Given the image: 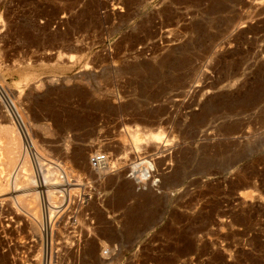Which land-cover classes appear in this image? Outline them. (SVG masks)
I'll return each instance as SVG.
<instances>
[{
    "label": "rangeland",
    "instance_id": "rangeland-1",
    "mask_svg": "<svg viewBox=\"0 0 264 264\" xmlns=\"http://www.w3.org/2000/svg\"><path fill=\"white\" fill-rule=\"evenodd\" d=\"M41 191L50 264H264V0H0V264H46Z\"/></svg>",
    "mask_w": 264,
    "mask_h": 264
},
{
    "label": "bare ground",
    "instance_id": "bare-ground-1",
    "mask_svg": "<svg viewBox=\"0 0 264 264\" xmlns=\"http://www.w3.org/2000/svg\"><path fill=\"white\" fill-rule=\"evenodd\" d=\"M3 88V87H2ZM3 91V90H2ZM11 92V91H10ZM6 94V93H5ZM7 95H8V93H7ZM12 95V94H11ZM12 101V100H11ZM10 105V108H11V110L13 111V113H14V115H15V117H20V115H19V113H18V111L15 109V107H14V105H13V103H10L9 104ZM18 119V121H19V118H17ZM20 120H21V117H20ZM22 121V120H21ZM24 123V122H23ZM23 123L22 122H20V125L23 127ZM24 130H25V127H24ZM135 134V133H134ZM27 137H28V135H27ZM134 137V136H133ZM152 138V137H151ZM153 139V138H152ZM141 140V139H140ZM139 140V141H140ZM29 141V140H28ZM158 141V140H157ZM32 142V141H31ZM155 143V142H154ZM141 144H142V142H141ZM156 144V143H155ZM159 144V143H158ZM33 145L35 146V144L33 143ZM32 145V146H33ZM14 146V145H13ZM16 146V145H15ZM156 146V145H155ZM31 147V146H30ZM24 148V147H23ZM34 148V147H33ZM157 148V147H156ZM9 149V148H8ZM15 149V148H14ZM36 150V149H35ZM12 151V150H11ZM16 151V150H15ZM15 151H14V153H15ZM27 151V150H26ZM37 153L38 152H36V155H37ZM24 154V153H23ZM28 154V153H27ZM18 155V154H17ZM29 155V154H28ZM28 155H26V154H24L23 155V157H22V167H23V169H26L28 172H25V171H17V173H16V176H15V178L13 179V184H12V187H11V189H12V191L13 192H16L15 190H17V189H22V188H32V187H36V186H41V187H43V188H45L46 189V191L45 192H48V190H49V188H52V185L51 184H54V183H51V181H54L53 180V178H51V177H53V176H55L56 175V173H58V172H55V170L54 169H52L51 168V166L50 167H48V166H45L46 167V173L43 175V181L41 182V183H39L38 181H36V179H35V172L34 171H32V169H31V167H30V163H29V159H28ZM30 156V155H29ZM40 157V156H39ZM39 157H38V162L40 163V164H38V165H40L39 167L41 168V165H44L42 162H40L41 161V159H39ZM12 158V157H11ZM140 160V159H139ZM9 163V162H8ZM14 163V162H13ZM133 165V164H132ZM20 166V165H19ZM140 167H144L143 169H144V172L146 171V170H155V168H154V164H152L150 161H148V160H145V159H141L140 161H138L136 164H134V166L132 167V170H131V175L130 176H132V178L133 179H135V180H137L138 181V183L140 184L141 183V181H144V179H145V173L143 172L142 174H140L139 175V173L140 172H138V169H140ZM20 170V169H19ZM141 170V169H140ZM96 172V174H99L100 173V170H96L95 171ZM136 172H138V174L136 175ZM26 173V174H25ZM64 173V175H65V181L66 182H68L67 181V177L69 176L68 175V173H66L65 171L63 172ZM95 174V175H96ZM141 176V177H139V176ZM58 176V175H57ZM60 176V175H59ZM63 178V177H62ZM64 179V178H63ZM135 183V182H134ZM40 184V185H39ZM139 184H137V185H139ZM135 185V184H134ZM55 186V185H54ZM67 187V186H66ZM33 190V189H32ZM35 190V189H34ZM19 191V190H18ZM45 192L44 191H41V197H42V209H43V212H44V221H43V223H44V225H43V232H44V235H45V240L47 239V245H48V239H49V234H50V232H51V230H50V226H51V223H52V221L50 222V219H49V214H51V212H50V210H49V204H45L44 202H43V198H44V194H45ZM50 192H51V190H50ZM40 193V192H39ZM33 194V193H32ZM32 194H31V196H32ZM50 194V193H49ZM48 194V200H49V198H50V195ZM46 197H47V195H46ZM15 198V197H14ZM4 200H5V198H4ZM29 199H27L26 201H28ZM35 200H39V199H35ZM6 201V200H5ZM18 201V200H17ZM4 202V201H3ZM37 202V201H36ZM38 203H39V201H38ZM19 204H20V202H19ZM24 204V203H23ZM32 205V204H31ZM36 205V204H35ZM51 205V204H50ZM20 206V205H19ZM34 207V206H33ZM39 207V206H38ZM51 209V208H50ZM58 209H60V207L58 208ZM52 210V209H51ZM50 212V213H49ZM53 212V211H52ZM32 215L34 216L35 214L34 213H32ZM37 218L39 217V216H36ZM42 218H43V215H42ZM34 219V218H33ZM43 220V219H42ZM32 221V220H31ZM30 221V222H31ZM35 222V221H34ZM38 222V221H37ZM32 224V223H31ZM36 224V223H35ZM36 226H37V224H36ZM35 227V226H34ZM35 228H37V227H35ZM37 230V229H36ZM44 238V237H43ZM51 250V245L49 244L48 245V247H47V259H46V264H50L49 262V257H50V255H49V253L51 252L50 251ZM46 251V250H45ZM46 253V252H45ZM102 255H103V253H102ZM104 255H107V254H104Z\"/></svg>",
    "mask_w": 264,
    "mask_h": 264
},
{
    "label": "built area",
    "instance_id": "built-area-1",
    "mask_svg": "<svg viewBox=\"0 0 264 264\" xmlns=\"http://www.w3.org/2000/svg\"><path fill=\"white\" fill-rule=\"evenodd\" d=\"M16 121H17L18 125L20 126L18 120H16ZM22 133H23V131H22ZM23 137H24L26 144L28 145L27 138H26L24 133H23ZM147 160L150 161L151 159H147ZM88 163H89V166L93 170L104 171L106 169H109V167L112 165V159L109 156V154L106 152L95 151L89 155ZM110 168H112V166ZM129 170H130V167H129ZM130 172H131V170H130ZM138 172H140V169L138 170ZM144 173H145L144 181L149 182L150 186H157V183L159 181L158 176H157L158 175L157 170H154V171L152 169L146 170ZM136 174H137V172H136ZM108 253L109 252L107 249L103 250V254H108Z\"/></svg>",
    "mask_w": 264,
    "mask_h": 264
}]
</instances>
